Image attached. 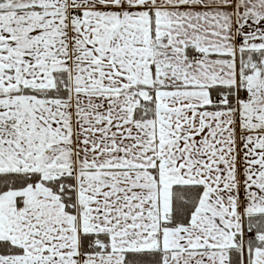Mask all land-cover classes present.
I'll list each match as a JSON object with an SVG mask.
<instances>
[{"label":"snow or ice","instance_id":"6c2138e0","mask_svg":"<svg viewBox=\"0 0 264 264\" xmlns=\"http://www.w3.org/2000/svg\"><path fill=\"white\" fill-rule=\"evenodd\" d=\"M0 264H264V0H0Z\"/></svg>","mask_w":264,"mask_h":264}]
</instances>
